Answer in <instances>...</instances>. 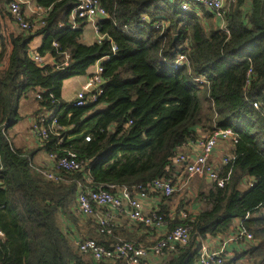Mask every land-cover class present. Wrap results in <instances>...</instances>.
Wrapping results in <instances>:
<instances>
[{
  "label": "trees",
  "instance_id": "trees-1",
  "mask_svg": "<svg viewBox=\"0 0 264 264\" xmlns=\"http://www.w3.org/2000/svg\"><path fill=\"white\" fill-rule=\"evenodd\" d=\"M8 1L0 0V24L5 16L14 21ZM33 1L47 11L25 17L29 29L11 33L9 41L0 34V264H127L122 256L96 260L74 238L106 248L124 242L149 248L178 225L190 227V238L166 264H197L205 235L240 229L252 239L242 253L224 255L223 264L241 255L264 264V0H224L226 11L217 19L225 28L201 3L182 10L179 0H99L108 16L96 22L103 38L91 43L81 40L84 18L72 25L77 0ZM38 35L35 50L52 58L43 64L29 54ZM99 59L100 96L80 106L64 101V79L88 75ZM28 96L38 106L33 122L45 110L57 115L54 125L37 119L47 136L35 138L36 147L56 157L74 152L79 169L57 168V179L46 178L39 171L46 167L31 159L37 149L10 141L7 127L20 119L19 100ZM219 127L236 134L235 157L218 166L228 178L222 187L198 182L194 196L178 185L169 196L152 194L158 201L149 210L165 221L159 232L131 219L129 209L117 211L123 218L105 225L109 232L100 231L96 217L106 207L94 206L89 215L76 210L79 192L115 193L175 177L171 159L178 149Z\"/></svg>",
  "mask_w": 264,
  "mask_h": 264
},
{
  "label": "built area",
  "instance_id": "built-area-1",
  "mask_svg": "<svg viewBox=\"0 0 264 264\" xmlns=\"http://www.w3.org/2000/svg\"><path fill=\"white\" fill-rule=\"evenodd\" d=\"M179 1L182 10L188 9L191 3H201L219 19L223 18L226 11L224 0ZM23 5V0H9L6 5L7 10L12 15L14 22L20 30L29 29L30 23L25 17L34 14V9L32 10V14L26 13ZM36 8L43 9L44 13L47 11L46 8L39 5ZM107 16V11L99 0H77L70 15L73 27L76 25L75 20L77 18H84L91 25L96 40H100L104 36L98 32L96 22L98 19ZM143 19L146 18L143 17ZM224 26L222 25L223 28H225ZM112 49H115V47L112 46ZM29 54L38 64H43L46 61V58L40 55L35 49H31ZM68 59L69 54L65 53L62 64L67 65ZM101 60L96 61L94 68L89 72L85 81L81 84L80 89L75 93L71 101L73 104L80 106L88 102H94L102 93L103 67ZM34 97L39 98L40 95L36 93ZM252 105L259 107L261 104L259 101L254 100ZM54 110H45L39 113L37 118L34 119L32 131L34 133L33 135L39 140L45 138L47 132L43 126H37V119L38 123L48 122L51 125L56 124L57 115ZM84 138L85 140H90L89 135H86ZM235 141L236 134L230 127L216 128L208 135L200 134L194 139H189L185 142L171 159V162L177 166L176 171L179 173L175 175L177 177L176 183L174 182L175 177L164 176L154 179L146 185L137 184L132 189L124 187L116 188L115 193L103 189L86 190L78 193L76 210L81 214L89 215L93 213L94 206L97 208L106 207V209L98 210L96 213L98 222L102 226L100 231H104L105 225H108L111 220L116 218L117 211L124 207V205L129 209L128 215L131 219L144 221L146 224H150L157 229L164 228L165 221L161 215L155 213L156 210L152 209L144 212L148 200L155 198L152 194L169 196L177 185L179 188L184 186L187 181L186 178L190 177L204 178L211 184L222 187L229 176V172L225 177L220 175L218 166L215 167L211 160L212 152L219 142H224L229 147L221 158V164H225L235 157L232 151ZM47 156L51 162L50 167L42 168L39 171L49 179H57V173L54 169L63 168L74 170L79 169L82 165V162L77 159L76 154L72 151H68L66 155L61 157H56L54 154H47ZM183 215L185 214L183 213ZM104 232H109V230ZM0 235H2L1 231ZM234 237L236 240L243 237L252 239V235L244 229H240ZM189 238L190 227L187 225H178L163 236L156 238L155 243L149 248L135 246L129 242L117 244L113 248H106L92 239L82 240L81 238H74L73 243L80 251L91 254L96 260L122 256L127 260V264H142L148 254L160 255L165 251L173 252L177 245L182 246L187 244ZM224 255V245L213 250L202 245L198 253L197 264H223Z\"/></svg>",
  "mask_w": 264,
  "mask_h": 264
},
{
  "label": "crops",
  "instance_id": "crops-1",
  "mask_svg": "<svg viewBox=\"0 0 264 264\" xmlns=\"http://www.w3.org/2000/svg\"><path fill=\"white\" fill-rule=\"evenodd\" d=\"M24 1V9L26 13L32 14V16H38L44 13L43 9L36 8L38 6L33 0H23ZM41 12V13H40ZM214 22H217L219 26L222 25L223 20H219L217 18H214ZM20 29L18 28V25L8 16H5L4 19H1L0 24V34L2 37H4L6 40L9 41V35L11 33L18 32ZM42 37L40 35L35 36L32 41L30 42L31 49H36L41 44ZM81 40L84 43H91L96 40L95 34L91 28V25L88 23L84 26L83 34L81 37ZM46 59L48 61H51V56H46ZM94 68L93 66H90L87 70V72L91 71ZM87 74L82 75H74L70 76L63 81L62 85V91H61V97L64 101L70 102L73 98L75 93L80 89L81 84L85 81ZM36 101L33 99L32 96L29 98L23 97L19 100L18 103V112L20 114V119L17 121L18 128L16 129L17 135H18V141L20 143L19 147H22L26 150H34L37 149L31 159L32 162L36 165L50 167L51 162L47 156V154L42 150L38 149L37 143L35 142L36 139L32 136L28 137V127H33V118L35 110H37ZM29 115L27 119V123H23L20 125V123L23 121L24 116ZM20 121V122H19ZM16 122V123H17ZM26 137V138H25ZM34 146V147H32ZM39 146V145H38ZM229 149L227 145L224 144V142H219L218 145L214 148L211 156V160L215 167L220 166L221 164V158L223 154ZM158 201V200H157ZM156 198H150L148 202L146 203V210L153 208L157 204ZM200 205H193V209L196 207H200ZM128 210L127 207L121 208V213L125 214ZM120 217V214L116 216V219ZM120 218H123L121 216ZM238 219L235 220V223H238ZM163 229V228H161ZM158 229V232L161 230ZM235 233H227L219 236H212V235H205L202 245L207 247L208 249H218L222 245L225 247V255L226 256H235L238 253H242L244 250L243 242L246 241V238H240L237 239L234 237ZM236 251V252H235ZM172 255V251H165L163 254L157 255V254H148L147 257L144 259L142 264H166V262L169 260L170 256ZM253 261L251 258H249L248 255H241L238 258L234 259L233 264H252Z\"/></svg>",
  "mask_w": 264,
  "mask_h": 264
},
{
  "label": "rangeland",
  "instance_id": "rangeland-1",
  "mask_svg": "<svg viewBox=\"0 0 264 264\" xmlns=\"http://www.w3.org/2000/svg\"><path fill=\"white\" fill-rule=\"evenodd\" d=\"M30 96L26 97V98H29ZM28 116L29 115H26L24 116V119L23 121L20 123L23 124V123H27V119H28ZM18 121V120H17ZM15 121L13 123H11L8 127H7V135H8V138L10 139V141L13 142V144L16 146V147H19L20 143L18 141V135H17V132H16V129L18 128V122ZM17 122V123H16ZM20 122V121H19ZM28 137L32 136L34 133L32 131V123H31V127H28ZM34 138H36L34 135H33ZM26 138V137H25ZM36 142V141H35ZM34 147V146H32ZM186 178V176H185ZM187 181H186V184H184V186H182L181 188H185L187 186V188L190 190V192L188 193L190 196L191 195H195L198 191H199V188L197 183L200 182V183H203L205 184V188H207L208 184L210 183L209 181H204L203 179L204 178H198V177H190V178H186ZM208 183V184H207ZM182 191V190H181ZM188 196V195H187Z\"/></svg>",
  "mask_w": 264,
  "mask_h": 264
},
{
  "label": "clouds",
  "instance_id": "clouds-1",
  "mask_svg": "<svg viewBox=\"0 0 264 264\" xmlns=\"http://www.w3.org/2000/svg\"><path fill=\"white\" fill-rule=\"evenodd\" d=\"M208 10H209V9H208ZM143 17H145V16H143ZM143 17H142V19H143ZM214 17H215V16H214ZM145 18H146V17H145ZM215 18H216V17H215ZM146 19H147V18H146ZM146 19H143V20H146ZM154 26L156 27V26H157V24H155ZM221 27H222V25H221ZM180 56H181V58H182V55H180ZM180 61H181V59H179V60H177V61H176V67H178V66H179V64H180ZM89 72H90V71H89ZM72 100H73V99H72ZM72 100H71V101H72ZM71 101H70V102H71Z\"/></svg>",
  "mask_w": 264,
  "mask_h": 264
}]
</instances>
